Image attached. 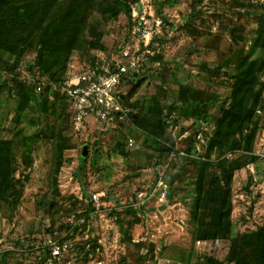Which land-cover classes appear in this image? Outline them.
<instances>
[{"label":"rangeland","instance_id":"obj_1","mask_svg":"<svg viewBox=\"0 0 264 264\" xmlns=\"http://www.w3.org/2000/svg\"><path fill=\"white\" fill-rule=\"evenodd\" d=\"M132 8L170 23L177 28V35L165 43L162 38L156 40L161 56L158 64L153 67L148 63L135 80L140 83L124 104L130 113L145 114L155 99L166 121L169 112L188 108L190 102L181 96L183 91L192 102L210 96L219 102L229 98L235 54L243 48L248 57L258 20L264 14V0H136ZM129 20L120 15L106 22L99 13L89 12L86 25L93 30L86 29L84 38L94 42L101 33L103 49L87 46L73 52L64 69L56 72L66 78L97 60L116 57L118 48L131 44ZM35 60L34 48H27L20 58L0 54V141L12 142L15 180L13 192L0 199V264H200L208 257L234 264L227 261L231 241L264 227V112L255 137L257 159L235 172L230 183L229 239L196 241L198 225L191 212L197 167L181 169L184 164L179 162L173 166L171 176L176 181L170 185V196L158 200L155 174L159 169L162 174L169 165H162L166 156L159 154L165 146L155 148L147 142L129 115L112 127L90 118L80 134L72 131L66 102L62 106L58 100L49 102L51 117H46L41 111L42 92H29L23 82L36 74V79L41 78ZM54 67L52 62L46 65L51 70ZM39 83L46 86L49 82L42 79ZM132 86H124L122 93ZM21 103L26 106L22 112ZM54 109L57 114L53 116ZM59 115L67 127L68 150L63 153L66 162L54 176L51 140H35L31 151L21 142L37 134L50 136L54 117ZM194 120L183 119L179 127L188 128L190 135ZM169 132L175 149H181L177 140L180 129ZM201 135L193 144L198 145V151L193 148L195 158L207 151L212 128ZM129 139L134 141L131 148ZM118 144L124 155L119 154ZM216 155L211 157L209 173L219 175L217 161L224 155ZM48 240L66 243L67 254L49 262Z\"/></svg>","mask_w":264,"mask_h":264},{"label":"trees","instance_id":"obj_2","mask_svg":"<svg viewBox=\"0 0 264 264\" xmlns=\"http://www.w3.org/2000/svg\"><path fill=\"white\" fill-rule=\"evenodd\" d=\"M135 2L136 0H0V54L20 58L27 48L35 49V66L43 74L41 78L36 79V74L29 76L26 81H22L28 87L29 92L33 93L40 80H48L50 84L48 83L39 94L42 97L41 111L46 117H51L48 112L49 102L52 104L53 101L58 100L60 106L65 102V97L60 93L65 78L56 71L64 69L66 61L73 52L81 51L87 46L92 49H103L104 47L101 44V33L97 34L94 42H88L84 38L86 29L89 32L93 30L91 26L87 28L86 25L89 12L99 13L106 22L116 20L120 15L129 18L131 17L130 11L133 9H131V5ZM137 10L140 12L138 8ZM166 25L168 29L162 28V40L160 41L163 43L174 39L177 35V28H173L170 23ZM131 26L132 23L130 28ZM170 32H172L171 35ZM242 49L235 54L234 73L231 76L232 86L227 100L219 102L216 96H210L192 102L182 90L181 96L186 103L190 102L188 108L183 107L177 113L174 110L169 112L172 114H168L169 118H166V121L164 116L162 117L161 107L155 99L151 101L153 108L147 109L145 114L134 115L130 111L128 113L130 122L141 132L147 142L154 144L155 148H160L161 145L165 146L159 154L160 157L166 156L162 160L163 162L161 161L163 166L169 162L167 170L162 172V178L168 187L167 198L170 196V185L176 181L171 176L173 166L179 162L181 166L184 164L181 169L190 166L197 167L193 185V204L195 205L191 212L192 219L198 225L195 234L196 241L229 239L232 177L235 172L243 170L257 159L254 154L255 137L260 123L259 116L261 111L264 112L262 103L264 93V82H262L264 76V14L258 20L248 57L245 56ZM160 56L161 52L150 58L149 63L154 67V64H158L156 62ZM50 62L55 64L53 70L46 68ZM144 68L145 66L143 70ZM139 74L140 72L123 79V83L119 87L123 105L137 89L140 82L138 80L135 82V80L138 79ZM16 82L22 84L21 81ZM131 83L134 86L129 92L122 93V88ZM51 86L57 88L53 93L52 101L48 100ZM25 107L21 103L19 111L22 112ZM214 108L217 111L212 113L211 110ZM52 114L53 116L57 114L55 109ZM193 118L195 119L194 129L192 130L190 127L191 134L187 139L180 141L181 149H175V140L169 129L173 125H179L183 119ZM60 119V115L54 117V127L50 131V136L37 134L31 138H24L21 142L31 151L35 140L44 137L51 140V169L54 176L58 175L66 162L63 153L68 150L67 127L65 128L64 124H61ZM89 120L85 122L86 127H88ZM115 123L119 124L117 121ZM209 128H212V136L207 151L197 158L193 157V144L196 136L199 133L205 134ZM186 130L188 128H180L181 133ZM118 148L120 149V144H118ZM180 153H183L184 156H181ZM119 154L124 155L122 149L119 150ZM171 154L175 156L168 160ZM216 154L224 155L217 161L219 175L209 173V168L213 165L211 157ZM13 155L12 142L0 141V199L13 192L15 188V180L12 176ZM85 157L86 154L83 156L81 153L80 162L83 164L86 161ZM79 171L77 170L76 174H79ZM160 174L161 170L159 169L155 174L156 183ZM169 177H172L170 181ZM227 261L234 264H264V227L256 232L242 235L238 240H232ZM200 264H221V262L208 257Z\"/></svg>","mask_w":264,"mask_h":264},{"label":"built area","instance_id":"obj_3","mask_svg":"<svg viewBox=\"0 0 264 264\" xmlns=\"http://www.w3.org/2000/svg\"><path fill=\"white\" fill-rule=\"evenodd\" d=\"M140 12L137 9H133L131 12V44L118 48L119 52L116 57L110 60H97L93 67H89L85 71L73 72L65 78L60 93L65 97V102L68 105L73 133H82L87 128L85 122L90 118L95 119L104 127H112L116 121L127 119L130 110L121 102L122 95L119 92V87L124 78L141 72L143 67L150 62V58L160 53V47L155 43L162 36V28L168 29L166 22L162 19L149 18L141 15ZM150 22L151 24H149ZM169 34L171 35L172 32ZM37 85V92H42L45 84L38 83ZM56 89L55 86L50 87L48 100H53V93ZM179 129V125H173L171 131L176 133ZM187 132L186 130L181 133L177 140L186 139L189 134ZM201 138L202 135L199 133L196 136V143ZM133 145L134 141L129 139L127 146L131 148ZM180 155L184 156L183 153ZM174 156L171 154L169 160ZM162 177L163 174H160L154 190L158 200H160L159 198L166 200L168 196V187ZM151 194L154 196L153 193ZM93 198L98 204V198L96 196ZM46 248L49 250V262L62 259L68 252L66 243L52 242L51 240L46 241Z\"/></svg>","mask_w":264,"mask_h":264},{"label":"water","instance_id":"obj_4","mask_svg":"<svg viewBox=\"0 0 264 264\" xmlns=\"http://www.w3.org/2000/svg\"><path fill=\"white\" fill-rule=\"evenodd\" d=\"M86 149H87V146H84V147H83V152H82V155H83V156H85V154H86Z\"/></svg>","mask_w":264,"mask_h":264},{"label":"crops","instance_id":"obj_5","mask_svg":"<svg viewBox=\"0 0 264 264\" xmlns=\"http://www.w3.org/2000/svg\"><path fill=\"white\" fill-rule=\"evenodd\" d=\"M261 200H263V201H264V196H262V197H261ZM263 203H264V202H263Z\"/></svg>","mask_w":264,"mask_h":264}]
</instances>
